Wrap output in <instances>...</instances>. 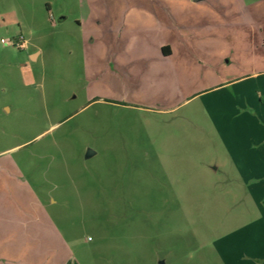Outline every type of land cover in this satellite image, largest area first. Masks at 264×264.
<instances>
[{
	"label": "rangeland",
	"instance_id": "obj_1",
	"mask_svg": "<svg viewBox=\"0 0 264 264\" xmlns=\"http://www.w3.org/2000/svg\"><path fill=\"white\" fill-rule=\"evenodd\" d=\"M262 135L264 0H0V264H258Z\"/></svg>",
	"mask_w": 264,
	"mask_h": 264
},
{
	"label": "crops",
	"instance_id": "obj_2",
	"mask_svg": "<svg viewBox=\"0 0 264 264\" xmlns=\"http://www.w3.org/2000/svg\"><path fill=\"white\" fill-rule=\"evenodd\" d=\"M144 5H140L139 8L143 7ZM163 51L166 55H170L171 51L168 46L163 48ZM36 54H32L33 57ZM37 58V57H36ZM253 143V142H252ZM251 144V143H250ZM241 154V153H240ZM246 155V170L249 171L247 173V178L253 183H263L264 182V135L258 136L255 143L251 144L249 147L246 148L245 151ZM243 169L244 167L241 166ZM254 260H261L258 264L262 263L264 259V247L257 246L253 253H251Z\"/></svg>",
	"mask_w": 264,
	"mask_h": 264
},
{
	"label": "built area",
	"instance_id": "obj_3",
	"mask_svg": "<svg viewBox=\"0 0 264 264\" xmlns=\"http://www.w3.org/2000/svg\"><path fill=\"white\" fill-rule=\"evenodd\" d=\"M16 46L20 49L25 50L28 48V42L21 36L17 39Z\"/></svg>",
	"mask_w": 264,
	"mask_h": 264
},
{
	"label": "water",
	"instance_id": "obj_4",
	"mask_svg": "<svg viewBox=\"0 0 264 264\" xmlns=\"http://www.w3.org/2000/svg\"><path fill=\"white\" fill-rule=\"evenodd\" d=\"M197 1H199V0H194V2H197Z\"/></svg>",
	"mask_w": 264,
	"mask_h": 264
}]
</instances>
